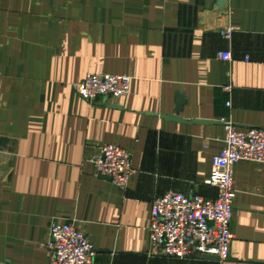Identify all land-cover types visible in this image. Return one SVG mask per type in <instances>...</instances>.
<instances>
[{
	"label": "crops",
	"instance_id": "crops-1",
	"mask_svg": "<svg viewBox=\"0 0 264 264\" xmlns=\"http://www.w3.org/2000/svg\"><path fill=\"white\" fill-rule=\"evenodd\" d=\"M87 74L127 76L128 94L87 102ZM179 95L182 122L161 119ZM225 122L264 129V0H0V264H47L54 222L87 237L93 264H264V165L247 161L226 261L148 252L154 198L216 197ZM102 145L131 153L127 189L95 177Z\"/></svg>",
	"mask_w": 264,
	"mask_h": 264
},
{
	"label": "built area",
	"instance_id": "built-area-1",
	"mask_svg": "<svg viewBox=\"0 0 264 264\" xmlns=\"http://www.w3.org/2000/svg\"><path fill=\"white\" fill-rule=\"evenodd\" d=\"M231 29L222 31L230 38ZM230 61L228 52L218 56ZM130 78L111 74H87L75 87L83 100L121 99L128 94ZM230 91L229 87L225 88ZM223 148L214 155L206 186L216 191L214 199L200 195L168 192L151 202L148 225V252L169 259H203L226 261L233 235L230 231L235 193L233 168L239 161L264 165V129L239 128L225 122ZM94 175L121 190L127 189L136 171L131 153L114 145H102L92 160ZM47 264H93L95 252L87 237L75 226L51 223L47 239L41 244Z\"/></svg>",
	"mask_w": 264,
	"mask_h": 264
},
{
	"label": "water",
	"instance_id": "water-1",
	"mask_svg": "<svg viewBox=\"0 0 264 264\" xmlns=\"http://www.w3.org/2000/svg\"><path fill=\"white\" fill-rule=\"evenodd\" d=\"M184 105H185V98L183 95H179L177 97V103H176L174 115L173 116H161V119L165 121L182 122L181 119H179L176 116H178L181 113ZM108 107L118 108L117 106H114V105H109ZM192 124H215V123L214 122H204V121H194ZM203 259L204 260H217L216 258H213V257H204Z\"/></svg>",
	"mask_w": 264,
	"mask_h": 264
}]
</instances>
